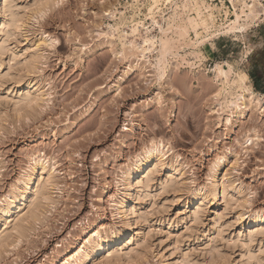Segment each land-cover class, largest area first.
Listing matches in <instances>:
<instances>
[{
	"label": "rangeland",
	"instance_id": "rangeland-1",
	"mask_svg": "<svg viewBox=\"0 0 264 264\" xmlns=\"http://www.w3.org/2000/svg\"><path fill=\"white\" fill-rule=\"evenodd\" d=\"M151 1L14 0L18 20L0 31V206L36 162L50 179L34 217L26 196L0 220V264H241L260 219L245 241L264 247V114L249 105L231 126L219 105L241 93L238 72L264 87V0L248 18L253 0H171L155 21ZM197 3L211 8L198 17ZM235 14L244 28H229ZM217 63L233 72L219 95ZM156 140L165 163L124 194V172ZM90 237L102 248L86 257Z\"/></svg>",
	"mask_w": 264,
	"mask_h": 264
},
{
	"label": "bare ground",
	"instance_id": "bare-ground-1",
	"mask_svg": "<svg viewBox=\"0 0 264 264\" xmlns=\"http://www.w3.org/2000/svg\"><path fill=\"white\" fill-rule=\"evenodd\" d=\"M170 1L171 0H152L150 2L149 6H147V8H148L147 14H149L150 17L152 18V20L155 21L153 13L160 10L159 4L163 3V2H165V3L170 2ZM254 1L255 0H253L252 4H246L245 5L247 8L245 16L247 18L249 16H253V14H254V12H253L254 11L253 10ZM201 2H202V0H201ZM243 3H245V2H243ZM203 5L204 4H198V3L196 5H194V6H196L194 10H196L195 13H197L196 14L197 16L202 15L205 12V11H203V9L206 10L210 6V5H208L206 7H203ZM209 8H211V7H209ZM209 8L207 9V11L209 10ZM0 9L2 12V16H1L2 19H0V31H4V26L6 25V23H8L9 25L16 24V22L18 20V16H17L18 11H17L16 5L14 4V0H0ZM209 14H211V13H209ZM207 15H208V13H207ZM207 15H205V16L210 17V15L209 16H207ZM206 17H204L203 21H201V22H204L203 26L206 23V21H205V20H207ZM235 17L236 18L232 22L230 21L232 25L230 24L231 26L229 28L230 29L231 28H234V29L244 28L245 26L243 24L239 23L240 16L238 14H235ZM193 20H194V18L192 19V21ZM242 23H244V22H242ZM244 24L246 25L247 23H244ZM140 25H142L141 21L135 22V27L133 28V31L138 29V27ZM206 26L207 25L205 24V27ZM193 28H195V27H193ZM230 29H228L227 31H229ZM223 31H225V30H223ZM147 44H148V47H146ZM153 44H154V42L151 39L145 38L143 40L142 44L140 45L141 46L140 52H143L145 50H151V46ZM36 56L37 55L34 54V55H32V58L34 59ZM163 62H162V64H164ZM26 63H28V62H26ZM162 67H163V65H162ZM162 67H161V69H162ZM231 73H233V72H232V69L230 67H228V69H224V67H222L218 63L215 65L214 76H215V78H219V80L220 79L222 80V84H221L222 87L219 88L220 90H219V92H217L218 95L221 93V89H225V86L231 87V83H230V85H226V83H228L227 81H228ZM246 81L248 82L247 74L238 72L236 74V79L234 80V82H236V83H234V84H237V85L239 84L238 86L241 88L240 89L241 93L239 92V94H237L234 98H231L230 100H228L224 97V100L219 104V105H222L220 109H223V107L225 108V106L229 109V113L227 114L226 117H224V122H226L227 124H229L231 126H232L231 116L233 115V113L235 112L236 116H238V117H243L245 115V111L248 110L249 105L255 106L258 110L263 112L262 114H264V94L261 92L253 91L250 88V84H248V85L246 84ZM17 82L20 83V80ZM232 85H233V83H232ZM32 87H35V85H32ZM36 89H38V88H36ZM233 94H232V97L234 96ZM29 97H30V95L25 93L23 95L18 96V100L19 101H26V100H28ZM219 107L217 109H219ZM211 110H213V112H214L215 108L213 107V109H211ZM123 129H125V128H123ZM164 156H165L164 144L159 140L158 141L156 140V142L151 141V143L149 145L145 146L140 152L135 154L134 159L131 162V166L128 167V170H126L124 172L125 174H124V177L122 179L123 193L126 194L128 189L131 187L132 188L136 187V192L143 190L144 187H146L148 185L149 180H150V170L147 168L148 167L154 168L158 164H161V165L164 164L165 163L163 161ZM145 168L147 170L143 171V175L138 176V173L141 172L142 170H144ZM169 169H171V171H175L173 173L174 175L177 174L178 172H180V171H178L179 169L176 166H173V167L170 166ZM35 170L37 172V175L34 178V180H32L31 177H32ZM45 172H46V165H45V163H43L41 161L36 162L35 165L32 168H30V173L27 175V177L24 180H22L20 187L16 190V192L13 195L14 197L13 198H7L5 200V202L0 206V220H2V225L7 224V222H8L7 219L10 217L11 211L13 209L18 208V206H20L22 204V202L26 198V196H28L29 201H28L27 209H28L29 213L26 212L23 215L18 214V216L16 217V220H15V223L13 224V228H15V230L18 232L19 235H21L25 232V230L27 229V226L25 224H22L23 220H26L25 218L29 215L31 217H34L36 214V211H37L36 208H38L36 206L37 205L39 206L41 201L43 199L44 200L46 199V188H47L46 186L49 184L50 177H49V175L45 174ZM31 181H32V183H31ZM161 184H162V187H168V188L173 187L172 181L168 180L167 178H165L161 182ZM41 205H42V203L40 204V206ZM122 205H123L124 210L126 212H129L131 210V205L129 203L123 202ZM27 213L29 215H26ZM259 221H260L259 223L253 225V226L257 227L258 229H256V230L253 229V230L249 231L248 235H247L248 238L245 239L246 241L249 240L248 242H250L255 231L256 232H258V231L263 232L262 220L260 219ZM255 222H258V219H256ZM255 227H253V228H255ZM115 238L118 239L117 237H113L114 240H115ZM245 240L241 241V245H240L241 251L239 254V257H240L239 262L241 264H264V258H263L264 253L262 254V252H264L263 251V248H264L263 245H261L262 249L259 248V246L257 247V248H259L258 250L260 252H255V251H253L254 249L252 250V248L249 247V243L246 242ZM99 243H100L99 241H97L91 237L88 238L87 242H85V244H83L85 246V249H86L85 256L87 257L90 254V252H92L93 254L97 253L96 251H98L99 249L102 248V245ZM106 250L109 251V247H107Z\"/></svg>",
	"mask_w": 264,
	"mask_h": 264
},
{
	"label": "trees",
	"instance_id": "trees-1",
	"mask_svg": "<svg viewBox=\"0 0 264 264\" xmlns=\"http://www.w3.org/2000/svg\"><path fill=\"white\" fill-rule=\"evenodd\" d=\"M250 77H251V79L253 81L254 88H256L257 90H259L261 93L264 94V87L261 88V85L259 84L260 83L259 82V78H257L255 76V73L254 72H251L250 73Z\"/></svg>",
	"mask_w": 264,
	"mask_h": 264
}]
</instances>
